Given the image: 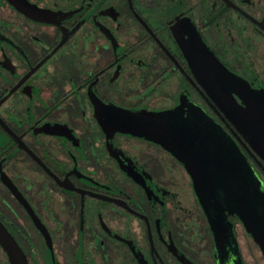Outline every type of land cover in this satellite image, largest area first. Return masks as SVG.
<instances>
[{
    "label": "flooded vegetation",
    "instance_id": "1",
    "mask_svg": "<svg viewBox=\"0 0 264 264\" xmlns=\"http://www.w3.org/2000/svg\"><path fill=\"white\" fill-rule=\"evenodd\" d=\"M199 38L264 92V0H0V264L7 234L27 264H264L235 213L214 232L177 158L116 124L201 112L264 185L228 99L187 58Z\"/></svg>",
    "mask_w": 264,
    "mask_h": 264
},
{
    "label": "water",
    "instance_id": "2",
    "mask_svg": "<svg viewBox=\"0 0 264 264\" xmlns=\"http://www.w3.org/2000/svg\"><path fill=\"white\" fill-rule=\"evenodd\" d=\"M197 41V40H196ZM189 61L209 87L224 95L236 122L245 128L253 147L264 159V92L251 89L225 67L199 38L189 48ZM233 94L243 101L241 106ZM119 130L159 143L185 167L196 197L214 232H225V212H233L264 254V185L224 131L201 112L184 116L177 110L148 113L120 110ZM13 264H27L7 234Z\"/></svg>",
    "mask_w": 264,
    "mask_h": 264
}]
</instances>
